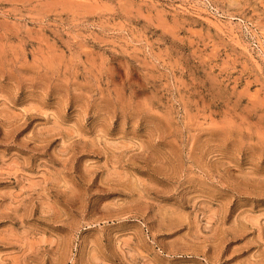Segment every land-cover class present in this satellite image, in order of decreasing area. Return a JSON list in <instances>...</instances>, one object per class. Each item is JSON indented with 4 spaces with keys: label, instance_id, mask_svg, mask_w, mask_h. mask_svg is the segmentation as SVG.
I'll return each instance as SVG.
<instances>
[{
    "label": "rangeland",
    "instance_id": "obj_1",
    "mask_svg": "<svg viewBox=\"0 0 264 264\" xmlns=\"http://www.w3.org/2000/svg\"><path fill=\"white\" fill-rule=\"evenodd\" d=\"M0 264H264V0H0Z\"/></svg>",
    "mask_w": 264,
    "mask_h": 264
}]
</instances>
